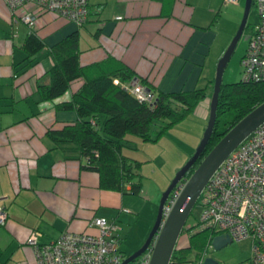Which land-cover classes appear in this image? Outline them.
Listing matches in <instances>:
<instances>
[{
    "label": "crops",
    "instance_id": "0c3cea01",
    "mask_svg": "<svg viewBox=\"0 0 264 264\" xmlns=\"http://www.w3.org/2000/svg\"><path fill=\"white\" fill-rule=\"evenodd\" d=\"M216 1L87 0L86 21L79 27L42 14L33 31L43 50L27 63L20 46L28 30L21 22L11 21L0 0V207L6 214L0 226V264H35L25 243L32 231L38 232L37 241L42 243L65 230L94 233L86 225L92 217L126 221L127 227L143 220L141 234L134 230L133 242L139 244L152 221L151 214H141L146 203L141 189L138 195L101 189L94 172L65 158V152L45 136V130L74 119L73 111H55L40 101L35 89L52 64L49 46L76 32L79 64L113 57L154 92L203 87L209 96L211 78L204 74V65L213 52L215 33L210 27L218 15ZM77 84L73 82L71 88ZM192 111L200 120L206 119L207 98ZM196 134L194 138L199 137ZM123 231L119 228L118 245ZM184 236H177V245L184 244ZM248 256L245 251L231 264H252Z\"/></svg>",
    "mask_w": 264,
    "mask_h": 264
},
{
    "label": "trees",
    "instance_id": "16d2710c",
    "mask_svg": "<svg viewBox=\"0 0 264 264\" xmlns=\"http://www.w3.org/2000/svg\"><path fill=\"white\" fill-rule=\"evenodd\" d=\"M87 13L86 0L83 21L80 25L70 23L75 27L82 26ZM20 47L25 53L23 60L29 63L32 56L41 50L43 42L33 30H28ZM48 50L52 64L42 73L44 80L35 86L39 100L49 103L55 111H73L74 119L58 129L45 130V136L55 148L65 152V158L75 159L81 169L94 172L101 189L138 195L141 188L139 162L121 153L128 142L126 136L142 141L156 140L167 128L192 112L207 96L205 89L154 92L124 63L108 56L97 62L79 64L76 32L65 35L51 44ZM131 80L153 94L152 105L129 93ZM75 81L78 84L71 88ZM207 82L211 86L212 78ZM263 100L264 81L239 79L237 82L220 83L211 133L199 156L185 171L184 178L225 131ZM227 112L231 113L230 118L221 119ZM183 226L178 236L183 232L184 244L179 246L175 241L167 264H198L210 239L218 234L208 227L194 229V225ZM136 260L137 257L132 264Z\"/></svg>",
    "mask_w": 264,
    "mask_h": 264
},
{
    "label": "built area",
    "instance_id": "2783aa9c",
    "mask_svg": "<svg viewBox=\"0 0 264 264\" xmlns=\"http://www.w3.org/2000/svg\"><path fill=\"white\" fill-rule=\"evenodd\" d=\"M1 1L11 21L21 22L28 30L34 29L42 14L80 25L86 13V0ZM235 1L223 0V3ZM252 3L256 20L239 60L240 79L264 81V0H252ZM128 91L149 105L154 101L153 94L135 80L130 81ZM184 182L185 178L178 180L166 195L161 206V221L169 213ZM195 202L200 211L192 224L194 229L208 227L214 232L226 233L231 241H247L250 263L264 261V120L219 162ZM5 217L4 209L0 207V226ZM86 225L95 232L65 230L42 243L37 241L38 232L32 231L25 243L32 251L35 264H119L117 223L113 219L92 217ZM152 245L153 240L137 257L135 264H148Z\"/></svg>",
    "mask_w": 264,
    "mask_h": 264
},
{
    "label": "rangeland",
    "instance_id": "374dc122",
    "mask_svg": "<svg viewBox=\"0 0 264 264\" xmlns=\"http://www.w3.org/2000/svg\"><path fill=\"white\" fill-rule=\"evenodd\" d=\"M243 5L244 0H236L234 3H223L222 0H217L216 3L214 2V11L218 10V15L215 22L210 27L212 32L215 33L214 45L212 46L213 52H211L204 65V74L209 75V78H213L217 59L221 56L237 29L242 15ZM255 20L256 10L251 3L245 18L244 27L222 69L220 83H232L240 79L239 60L244 52L250 28ZM42 50L43 47L40 51ZM218 50H220V53L219 57L216 58L215 56ZM209 96L205 97L207 101L209 100ZM196 115L197 114H194L193 111L185 115L180 121L167 128L165 132L154 141H142L131 135L126 136L128 142L122 147L121 153L139 162L138 173L141 176L140 194L146 202L141 209V214H151L150 218H152V221L139 244L133 242L135 238L134 230L137 229L138 233L140 229L145 228L144 221H134V224L130 227H127L126 221L122 220L123 223L117 221L119 228L124 229V239L120 245L117 246L122 255L128 253V251H133L141 245L152 226L161 192L165 189L174 173L187 161L198 144L207 118L200 120L199 116ZM230 116L231 113L227 112L222 115L221 119H229ZM196 133L199 134V137H196L197 139L193 137L197 136ZM190 149L191 152L188 154L187 152ZM199 211L200 208L195 202L189 210L183 228L196 222ZM127 228H129V230ZM126 231L128 233H125ZM181 235H184L183 232L179 237ZM129 243L130 245L127 246ZM247 246L248 244L246 241L233 240L217 250H213L211 246L208 245L204 255L214 258L217 264H231L233 261L236 262L244 256V252L248 251ZM190 256H192V253L189 257Z\"/></svg>",
    "mask_w": 264,
    "mask_h": 264
},
{
    "label": "water",
    "instance_id": "95a60500",
    "mask_svg": "<svg viewBox=\"0 0 264 264\" xmlns=\"http://www.w3.org/2000/svg\"><path fill=\"white\" fill-rule=\"evenodd\" d=\"M250 1L251 0H244L243 11L237 29L225 50L217 59L212 78L211 93L208 100L207 120L199 142L187 161L174 173L165 189L161 192L152 226L145 239L139 247L123 258L119 264L129 263L138 257L152 240L153 245L148 264H167L170 253L174 247L177 236L183 226L189 210L195 203L196 197L209 175L219 162L248 133H250L255 126L264 120L263 100L242 116L227 131H225V133L217 140L209 151L200 159L192 172L185 178L183 187L181 188L173 206L165 219L161 221V206L166 195L178 180L184 178L185 171L199 156L202 148L209 138L215 118L216 99L220 85L221 72L245 24V18ZM229 242H231V239L226 233H218L210 239L209 245L213 250H217ZM204 254L205 253L201 256L198 264H217V261L214 258L207 255L205 256Z\"/></svg>",
    "mask_w": 264,
    "mask_h": 264
},
{
    "label": "flooded vegetation",
    "instance_id": "af4514ba",
    "mask_svg": "<svg viewBox=\"0 0 264 264\" xmlns=\"http://www.w3.org/2000/svg\"><path fill=\"white\" fill-rule=\"evenodd\" d=\"M134 250H135V249H134ZM131 252H132V251H130V252H128V253L122 255L121 258H120V261H121L123 258H125L126 256H128ZM134 260H135V259H133L131 262H129V264H130V263L132 264V263L134 262Z\"/></svg>",
    "mask_w": 264,
    "mask_h": 264
}]
</instances>
